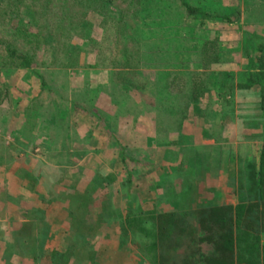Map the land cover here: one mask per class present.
Returning <instances> with one entry per match:
<instances>
[{"label": "rangeland", "instance_id": "rangeland-1", "mask_svg": "<svg viewBox=\"0 0 264 264\" xmlns=\"http://www.w3.org/2000/svg\"><path fill=\"white\" fill-rule=\"evenodd\" d=\"M260 73L264 0H0V264H264Z\"/></svg>", "mask_w": 264, "mask_h": 264}, {"label": "trees", "instance_id": "trees-1", "mask_svg": "<svg viewBox=\"0 0 264 264\" xmlns=\"http://www.w3.org/2000/svg\"><path fill=\"white\" fill-rule=\"evenodd\" d=\"M263 60H261V64H262ZM29 59L27 57H21V64H23L24 66H29ZM260 75L263 77L264 73H260ZM264 97V95L262 96ZM262 112L264 114V106H262ZM259 170L258 172L260 173V176L255 178V190H256V196L255 199L256 201L251 202V203H240L239 205L236 206L237 211L235 212V214L232 215V213H230L231 211L229 210L230 207L226 206V207H222V209H224L225 212V218L222 220V224L218 225L221 229L218 230V232H220V237L219 240L217 241V244L219 245V249L220 251H218V255L220 258L223 259V256H226L227 261L231 262L232 258H233V254H232V250L234 249V245L232 243V230H233V222L234 221H238L239 223H243L242 227H250L251 232H253V235H256L258 233L259 230H257L260 226L262 228H264V138H263V145L261 147V153H260V157H259ZM216 207H212L210 205V207H208L207 209L203 210L201 213H198L196 211L197 214V218L200 220L199 222H203L204 225L206 224V221L203 220L204 218L207 220V217L214 219V212ZM220 210V209H218ZM229 210V213H228ZM171 223L168 224V227L166 228L168 232V234L166 236H164V238L166 239V241H168V246H172L174 244V240H176L177 238H179V236L182 235V233L184 234V232L187 231L188 228H186V230L184 231L183 225L182 223H184L185 218L182 216L181 213H172L171 215ZM234 217V218H233ZM176 219V221H175ZM177 219H182V222H177ZM175 221V222H173ZM214 222V221H213ZM190 227V226H188ZM258 227V228H257ZM175 228L178 230L175 231ZM238 230H240V227H237ZM236 228V229H237ZM183 231V232H181ZM223 232V233H222ZM158 245H164L166 244V242L163 241H157ZM218 247V246H217ZM225 260V262H227ZM232 264V263H231Z\"/></svg>", "mask_w": 264, "mask_h": 264}]
</instances>
